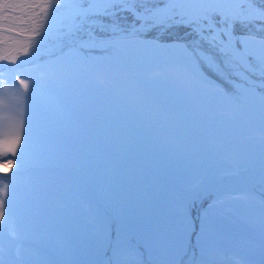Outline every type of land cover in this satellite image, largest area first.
Listing matches in <instances>:
<instances>
[{"label":"rangeland","instance_id":"1","mask_svg":"<svg viewBox=\"0 0 264 264\" xmlns=\"http://www.w3.org/2000/svg\"><path fill=\"white\" fill-rule=\"evenodd\" d=\"M33 11L39 10H17L13 15L20 19L11 21V27L33 31ZM2 17L0 10L4 26ZM96 19L112 23L108 17ZM117 21L120 29L128 23V31L102 32L93 27L100 40L96 47L105 48L101 53L96 47L84 50L87 70L38 86L27 101L32 140L15 177L12 220L0 231V258L7 264L17 253L27 259L46 248L56 264H97L95 259L105 249L102 242L108 240L121 250V264H129V254L136 262L141 253L138 242L129 236L136 235L150 261L172 264L182 238L183 215L191 233L183 236L189 241L185 256L198 253L194 246L200 250L197 245L202 240L209 254L217 247L247 248L253 264H264V210L258 205L264 197V181L240 192L256 198L249 201L218 204L226 194L200 191L205 182L222 175L264 167L261 77L245 73L254 82L248 83L232 75L235 84L242 85L237 90L213 75L227 94L210 93L179 70L177 51L146 43L158 30L133 33L131 16L127 21L118 16ZM239 29L236 26L237 35ZM171 30L176 35L159 37L161 45L190 31ZM52 44L49 41L47 47ZM25 47L8 50L17 57L16 65L2 60L7 67L0 70V90L6 79L12 82L10 92L13 85L22 92L19 80L25 79L24 73L40 79L34 64L50 57L21 64L28 59ZM208 47L203 44L204 50ZM4 54L0 45V56ZM12 68L16 71L9 72ZM23 142L21 131L20 145ZM16 167V157L3 158L0 176H11Z\"/></svg>","mask_w":264,"mask_h":264},{"label":"snow or ice","instance_id":"2","mask_svg":"<svg viewBox=\"0 0 264 264\" xmlns=\"http://www.w3.org/2000/svg\"><path fill=\"white\" fill-rule=\"evenodd\" d=\"M0 9L3 10L6 44L11 39L7 34L14 31L11 21L20 19L13 13L22 9H38L39 11L32 13L35 18L33 39L24 48L28 59L20 63H33L45 56L50 57L42 64H35V69L40 72V79L24 73L25 79L19 80L22 92L14 85L10 92L8 85L12 82L6 79L0 90V109L3 112L0 118L3 127L0 160L11 155L16 157L17 164L16 171L11 176H0V231L12 220L10 201L15 195V177L23 166V155L32 140L27 101L38 86L57 78L63 79L78 70H87L88 57L84 50L94 48L97 44V38L92 32L93 27H98L102 32L111 28L115 32L120 29L117 17L127 21L128 16H131L133 33L158 30L157 36L146 43L152 47H166L177 51L180 54L179 70L210 93L227 94L223 86L212 78L213 75L239 90L242 85L235 84L230 77L236 75L241 80L254 83L245 75L251 73L261 77L259 86L264 87V0H49L48 3H13L5 0ZM97 17H108L112 23L106 25L103 20L96 19ZM136 22H140L139 29L135 26ZM205 22L208 33L205 32ZM237 25L241 29L239 35L236 34ZM180 27L190 31L176 36L169 44H160L159 37L165 33L176 35L170 30ZM85 35L87 39L84 38ZM193 35L196 39H189ZM36 36L39 40L34 39ZM49 41H53L51 49L47 47ZM205 43L209 46L207 51L203 48ZM237 44L240 47H237ZM0 60L17 64V57L9 55L7 47ZM6 67L0 64V70ZM238 68H243L244 71H228ZM12 71L16 69H9V72ZM2 75L0 72V76ZM260 99L264 100V93L260 94ZM21 131L24 138L22 145ZM17 145H20L19 156ZM7 163L11 164L12 161L8 160ZM255 199L248 193H228L224 199L217 200V203ZM195 203L196 198L192 201V204ZM258 205L264 210V197L259 199ZM181 226L182 238L173 252L172 264H181L183 257L188 254L189 241L183 236L190 237L191 233L187 231L183 215ZM197 235L202 236L203 232ZM202 245L201 240L197 245L200 248L201 264L206 258L208 264H253L247 255V248L232 251L217 247L214 253L209 254ZM109 247L112 251L110 264H121L122 252L118 245L110 244ZM0 264H6L5 260L0 258ZM7 264H56V261L51 252L40 248L32 252L27 259L17 253Z\"/></svg>","mask_w":264,"mask_h":264},{"label":"water","instance_id":"3","mask_svg":"<svg viewBox=\"0 0 264 264\" xmlns=\"http://www.w3.org/2000/svg\"><path fill=\"white\" fill-rule=\"evenodd\" d=\"M262 181H264V167H251L207 181L200 187V191L215 196L237 194Z\"/></svg>","mask_w":264,"mask_h":264},{"label":"trees","instance_id":"4","mask_svg":"<svg viewBox=\"0 0 264 264\" xmlns=\"http://www.w3.org/2000/svg\"><path fill=\"white\" fill-rule=\"evenodd\" d=\"M238 26V25H237ZM172 33H175L174 31L170 30ZM241 30L239 29L238 30V33L240 34ZM169 34L168 33H165L164 36H168ZM162 38H165V37H162ZM100 40H97V43L99 42ZM104 46L103 47H99L97 46L96 47V52L98 53H101V52H104ZM91 77L94 76V74H89ZM95 79V77H93ZM128 233V232H127ZM134 233H136V231L134 230ZM128 236V235H126ZM131 236V240L133 241V243L135 242H138L140 243V238L137 237L136 235H129ZM193 239V238H192ZM110 242V241H109ZM138 243H135L138 247V249L141 251V253H139V257L136 256V262H135V259L133 257H131V255L129 254L128 255V261H129V264L131 263H134V264H154L153 261H150L151 260V257H146L147 256V252L145 250V248H142L138 245ZM106 244V245H105ZM113 245L112 243H108V240H105L102 242V246L105 247V249L101 250L103 251L100 255H99V258L95 259V262L94 263H97V264H110L109 262V257H111L112 255V251H111V247H109V245ZM194 246V245H193ZM196 249V251H199L198 253H195L194 256H192L191 258H189L190 256H184V264H201L200 262V250L197 249L196 246H194ZM107 249V250H106ZM100 259L99 263L97 262V260ZM103 261V262H101ZM101 262V263H100ZM207 262V263H206ZM157 264V263H155ZM203 264H208V260L207 258L205 259V261L203 262Z\"/></svg>","mask_w":264,"mask_h":264},{"label":"bare ground","instance_id":"5","mask_svg":"<svg viewBox=\"0 0 264 264\" xmlns=\"http://www.w3.org/2000/svg\"><path fill=\"white\" fill-rule=\"evenodd\" d=\"M138 24H140V22ZM219 26L220 25H217V27ZM13 30L14 31L7 34L8 36L11 37V39L7 41V44H6L4 40L5 33L3 32V26H0V45L2 46L4 51H5V47H7L8 50L15 49V48H17V50H20L21 47L28 46L29 42L33 39V35H32L33 31L27 32V31H23L22 29H16V28H13ZM205 32L207 33L209 32V30L206 27V22H205ZM36 37H34V39ZM0 62H2V60Z\"/></svg>","mask_w":264,"mask_h":264}]
</instances>
